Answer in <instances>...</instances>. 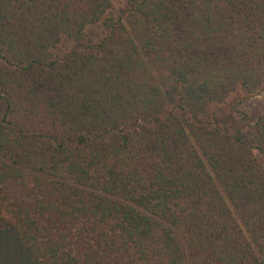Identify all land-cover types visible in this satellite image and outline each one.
I'll return each instance as SVG.
<instances>
[{"label":"trees","instance_id":"16d2710c","mask_svg":"<svg viewBox=\"0 0 264 264\" xmlns=\"http://www.w3.org/2000/svg\"><path fill=\"white\" fill-rule=\"evenodd\" d=\"M112 4L0 0V264H264V0Z\"/></svg>","mask_w":264,"mask_h":264},{"label":"rangeland","instance_id":"374dc122","mask_svg":"<svg viewBox=\"0 0 264 264\" xmlns=\"http://www.w3.org/2000/svg\"><path fill=\"white\" fill-rule=\"evenodd\" d=\"M113 10L115 13H118L123 9L124 7V0H113ZM105 35L104 30L99 25H93L90 26L87 29V35H86V44H93L98 42L103 36ZM73 41L69 38H62L60 42L57 44V46L53 49V53L56 56H61L64 53H66L71 46L73 45ZM240 112L247 115V120L243 122H238L237 125L239 128H242L243 131H245L248 128V124L252 123L263 111H264V103L261 96H250L243 99L239 105L235 107ZM218 114H223L228 117L233 116L236 117V120L240 118L242 115L239 113L233 112V116L231 115L230 108H227L226 105L218 106L217 108Z\"/></svg>","mask_w":264,"mask_h":264}]
</instances>
